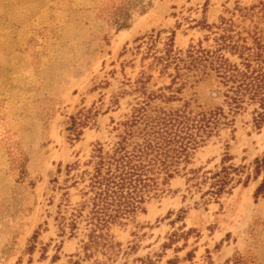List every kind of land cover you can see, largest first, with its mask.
Listing matches in <instances>:
<instances>
[{
	"label": "rangeland",
	"instance_id": "rangeland-1",
	"mask_svg": "<svg viewBox=\"0 0 264 264\" xmlns=\"http://www.w3.org/2000/svg\"><path fill=\"white\" fill-rule=\"evenodd\" d=\"M121 1L123 27L112 13ZM260 29L261 0H0V264H264V122L251 103L227 114L164 192L111 226V250L83 249V220L60 231L97 143L110 149L131 114L221 105L213 72L188 66L187 52Z\"/></svg>",
	"mask_w": 264,
	"mask_h": 264
},
{
	"label": "trees",
	"instance_id": "trees-1",
	"mask_svg": "<svg viewBox=\"0 0 264 264\" xmlns=\"http://www.w3.org/2000/svg\"><path fill=\"white\" fill-rule=\"evenodd\" d=\"M261 1L264 6V0ZM129 5V1H121L113 9L119 27L126 26ZM216 41L214 50L197 48L188 51L187 56L188 66L198 68L202 74L206 67L213 72L216 92L222 96L221 105L187 108L185 103L180 109L163 111L154 117L136 111L122 122V132L110 149L105 150L97 143L88 161L92 170L84 171L87 173L84 198L68 216L61 215L60 220L61 233L68 228L70 235L79 220L85 222L84 250H111L114 246L111 226L124 224L144 208L146 201L164 192L169 180L182 174L192 162L194 150L217 132L220 125L231 124L233 119H228L227 114L237 113L244 108L243 103L256 104L253 120L256 125L264 122V29L254 31L250 42L239 43L226 33L219 34ZM223 52L236 55L240 61L229 62ZM74 122L73 119L70 127ZM259 162L258 166L264 167V160ZM227 175L224 166L213 173L214 179L217 178L212 182V192L218 194L223 190ZM141 263L153 264L148 257L141 259ZM166 264L178 262L169 259Z\"/></svg>",
	"mask_w": 264,
	"mask_h": 264
}]
</instances>
